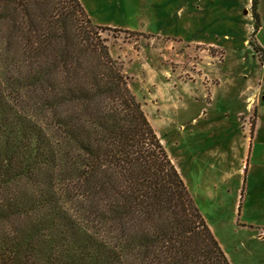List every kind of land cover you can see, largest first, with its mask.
I'll use <instances>...</instances> for the list:
<instances>
[{"label":"trees","instance_id":"trees-1","mask_svg":"<svg viewBox=\"0 0 264 264\" xmlns=\"http://www.w3.org/2000/svg\"><path fill=\"white\" fill-rule=\"evenodd\" d=\"M105 27L80 0H0V264H231Z\"/></svg>","mask_w":264,"mask_h":264},{"label":"rangeland","instance_id":"rangeland-1","mask_svg":"<svg viewBox=\"0 0 264 264\" xmlns=\"http://www.w3.org/2000/svg\"><path fill=\"white\" fill-rule=\"evenodd\" d=\"M80 1L229 262L264 264V0L262 51L252 0Z\"/></svg>","mask_w":264,"mask_h":264},{"label":"crops","instance_id":"crops-1","mask_svg":"<svg viewBox=\"0 0 264 264\" xmlns=\"http://www.w3.org/2000/svg\"><path fill=\"white\" fill-rule=\"evenodd\" d=\"M88 3V2H87ZM89 4V3H88ZM90 5V4H89ZM98 7V6H97ZM97 9V8H96ZM98 10V9H97Z\"/></svg>","mask_w":264,"mask_h":264}]
</instances>
